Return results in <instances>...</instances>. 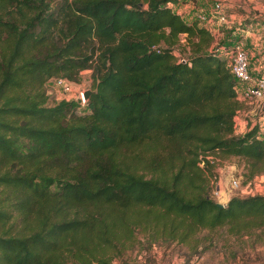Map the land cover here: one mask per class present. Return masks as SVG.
<instances>
[{
  "label": "trees",
  "instance_id": "trees-1",
  "mask_svg": "<svg viewBox=\"0 0 264 264\" xmlns=\"http://www.w3.org/2000/svg\"><path fill=\"white\" fill-rule=\"evenodd\" d=\"M178 1L0 0V264H114L137 232L197 252L203 231L264 227V195L209 196L218 161L264 173V132L234 134L226 59ZM84 70V112L48 104L50 79Z\"/></svg>",
  "mask_w": 264,
  "mask_h": 264
},
{
  "label": "rangeland",
  "instance_id": "rangeland-1",
  "mask_svg": "<svg viewBox=\"0 0 264 264\" xmlns=\"http://www.w3.org/2000/svg\"><path fill=\"white\" fill-rule=\"evenodd\" d=\"M190 1L199 6L204 4V9H207L210 2V0H179V3L172 8L177 10ZM220 1L228 21L226 25H222L216 30L221 38L225 37L226 34L228 35L232 29L248 22L249 19L264 23V0ZM180 13L186 21L192 19L191 10L180 11ZM231 15H247V18L245 20L240 18L239 21L232 22L229 18ZM182 37L181 40H183ZM180 51L181 48L176 49V57L181 56ZM74 87L79 90H89L88 70L80 72L78 82L74 84ZM47 96L49 105L62 99H71L69 95H63L55 89H49ZM262 106L264 107V101ZM78 111L84 112V106H81ZM214 171L215 179L210 182L209 196L215 202L225 204V200L232 196L264 195V173L246 180L244 176L245 163L239 158H227L218 161ZM232 178L238 184L237 188L233 190L229 183ZM214 186L218 190V197L212 195ZM197 237L200 240L197 252H190L186 247L169 241H157L148 244L146 236L137 232L132 246L122 251L121 255L114 259V264H264V227L252 230L248 235L242 236H228L224 229L219 228L211 232L203 231Z\"/></svg>",
  "mask_w": 264,
  "mask_h": 264
},
{
  "label": "built area",
  "instance_id": "built-area-1",
  "mask_svg": "<svg viewBox=\"0 0 264 264\" xmlns=\"http://www.w3.org/2000/svg\"><path fill=\"white\" fill-rule=\"evenodd\" d=\"M178 3L179 2L176 4ZM187 4H189L192 19H195L198 25L205 27L213 36V47L215 53L225 57L229 72L235 81V91L237 96L247 102L264 99V76H253L249 72L248 54L246 49L236 39L224 42L225 37L221 38V35H219L218 31H216L220 26L228 23L225 18L226 15L224 13L222 2L220 0H210L207 9H204V4L203 6H199L197 3L192 1L186 3V5ZM178 10L179 9L175 11L181 15ZM182 42L183 40L180 39V43ZM177 58L183 61V58L180 55H178ZM46 86L47 93L49 89H55L56 91H60L63 95H69L73 100H78L80 106L84 105L86 99H84L83 95L85 91L74 87V83L69 82L66 79L56 77L50 79L46 83ZM229 183L232 190L236 189L238 186L237 182L233 178L230 179ZM212 195L215 197H218L219 195L215 186L212 190Z\"/></svg>",
  "mask_w": 264,
  "mask_h": 264
},
{
  "label": "crops",
  "instance_id": "crops-1",
  "mask_svg": "<svg viewBox=\"0 0 264 264\" xmlns=\"http://www.w3.org/2000/svg\"><path fill=\"white\" fill-rule=\"evenodd\" d=\"M187 10L189 6L184 5L178 11ZM229 18L236 22L240 18L245 20L247 15H231ZM232 31L228 35L235 36L247 51L249 72L253 76H264V23L249 19ZM237 100L242 105L236 110L234 117V134H243L254 125H257L260 132H264V126H261L264 125V99L247 102L237 96Z\"/></svg>",
  "mask_w": 264,
  "mask_h": 264
},
{
  "label": "water",
  "instance_id": "water-1",
  "mask_svg": "<svg viewBox=\"0 0 264 264\" xmlns=\"http://www.w3.org/2000/svg\"><path fill=\"white\" fill-rule=\"evenodd\" d=\"M91 93L90 90H86L83 97L84 99H87V97L89 96V94ZM215 206L218 207V208H222L223 205L221 203H218V202H215Z\"/></svg>",
  "mask_w": 264,
  "mask_h": 264
}]
</instances>
